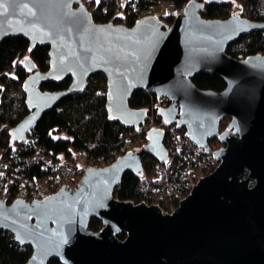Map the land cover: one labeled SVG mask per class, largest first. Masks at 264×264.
Returning a JSON list of instances; mask_svg holds the SVG:
<instances>
[{"label":"water","instance_id":"95a60500","mask_svg":"<svg viewBox=\"0 0 264 264\" xmlns=\"http://www.w3.org/2000/svg\"><path fill=\"white\" fill-rule=\"evenodd\" d=\"M191 0L172 23L149 14L133 25L96 22L84 0H3L0 43L24 36L31 46H49L50 68L38 69L32 58L24 65L29 113L9 129L11 146L23 143L44 113L103 73L108 82L111 120L139 127L146 108L131 107L138 89L172 100L159 113L184 127L200 146L209 139L224 144L214 151L219 164L200 176L172 211L159 203L134 202L114 189L130 170L141 174L143 159L167 162L169 151L161 127L149 140L104 166H88L74 186L28 201L8 203L0 197V229L33 247L25 264H264V54L237 58L227 46L241 35L264 30V20L240 12L206 18V2ZM200 72L217 73L221 91L199 88ZM71 77L68 87L43 90L48 80ZM229 118L225 129L221 120ZM93 216L102 229L89 228ZM125 232L124 238L117 233Z\"/></svg>","mask_w":264,"mask_h":264},{"label":"trees","instance_id":"16d2710c","mask_svg":"<svg viewBox=\"0 0 264 264\" xmlns=\"http://www.w3.org/2000/svg\"><path fill=\"white\" fill-rule=\"evenodd\" d=\"M164 1H171L175 9H180L191 0H138V5L154 13L157 5ZM241 4L240 13L250 19L264 20V0H237ZM84 3L92 10L96 22L105 23L114 21L133 25L135 23L134 12H128L126 16L113 17V10L104 12L102 9L104 0L97 4L92 0V5L84 0ZM234 13L232 0L219 3L206 2L201 14L206 18L222 19ZM166 22H173L174 14L160 15ZM227 52L237 58H246L252 54H264V30H255L241 35L227 46ZM32 58L39 70L47 71L50 68L49 46L37 44L30 45V41L24 36H10L0 43V149L7 155L17 151V159L24 166L20 175L23 178L38 179L55 175L58 170L55 166L60 161L69 160L74 150L85 148L91 157L103 160L107 164L112 162L121 151L129 134L133 138L137 135L142 139L149 137V131L153 127H160L163 118L155 116V124L150 125L147 120L140 127H128L120 121L111 120L107 109L108 82L103 73H97L89 78L88 86L79 92L72 93L62 99L53 109L44 113L30 136H37L31 143H19L11 146L9 129L18 124L28 113L26 104L27 91L25 82L31 71L25 67V58ZM192 80L202 89L221 91L226 87V81L217 73L200 72L194 74ZM71 77L61 81L48 80L41 84L43 90H60L69 86ZM157 101L155 93H148L144 89L136 90L129 100L131 107L146 108L149 118H152L154 102ZM154 117V116H153ZM226 119L228 121H226ZM229 118L221 120V129H225ZM174 128V129H172ZM166 140L171 137L173 131L186 135V129L166 126L164 129ZM222 143L218 137L209 139V144ZM168 162V161H167ZM158 160L152 155L143 159V172L141 174L126 171L120 183L115 187L114 194L122 200L134 202L154 200L148 194L156 189L166 190L169 164ZM174 165L179 162L177 156ZM187 162V161H186ZM159 202L164 211H172L177 207V202H168L164 199ZM101 218L93 216L89 228L98 231L102 229ZM117 235L124 238L126 233ZM33 253V247L22 244L15 239L12 232L0 229V264H25ZM48 264H62L58 258L50 259Z\"/></svg>","mask_w":264,"mask_h":264},{"label":"built area","instance_id":"2783aa9c","mask_svg":"<svg viewBox=\"0 0 264 264\" xmlns=\"http://www.w3.org/2000/svg\"><path fill=\"white\" fill-rule=\"evenodd\" d=\"M161 4L175 7V4L171 1H164L161 2ZM184 6L182 8H184ZM102 9L104 12H110L112 9V18H115L117 15L126 16L128 12H134L135 21L150 14L148 10L138 5V0H104ZM144 90L150 94L154 93L148 89ZM156 96L157 101L154 102L152 109V115L154 117L152 116L150 119L148 112L142 124L149 120V126L154 125L155 116L164 119L163 114L159 113L160 106L167 107L171 104L172 100L166 95L159 97L156 94ZM174 125L175 123H169L165 119L160 123V127L163 129L166 126L174 127ZM3 126H5V124L0 126V130ZM30 134L31 133L28 134L24 141L25 143H31L32 140L37 137L36 135L30 136ZM148 140L149 137L144 140L143 138L141 139L139 135L133 138L128 134L117 157L130 149H140ZM164 141L169 151V159L167 162L169 168L166 170L169 174V181L165 186V191L160 188L156 189L150 192L148 197L154 200L153 203H159L155 200L164 199L168 202H177L178 206L180 200L192 189L193 183H195L199 174L211 168L212 165L219 164V159L215 157L214 151L221 147V144L215 142L211 145L209 144V148L206 149L198 145L187 133L183 136L181 133L175 131L172 132L169 139L166 140L165 138ZM0 153L3 158L0 167V197L8 203L16 200L18 197H22L28 201H32L34 198H42L50 193L58 191L64 183L69 184L70 187H74L82 179L88 166L97 167L107 164L101 159L96 160L91 157L87 149L79 148L73 151L69 160L60 161V163L55 166V169L58 170L55 175L31 179L23 178L20 175L25 165L21 163L20 165L18 164L19 162H17L18 159L16 158L18 155L17 151H12L7 155L0 149ZM177 156L179 157V162L174 165L171 161Z\"/></svg>","mask_w":264,"mask_h":264},{"label":"rangeland","instance_id":"374dc122","mask_svg":"<svg viewBox=\"0 0 264 264\" xmlns=\"http://www.w3.org/2000/svg\"><path fill=\"white\" fill-rule=\"evenodd\" d=\"M95 2H96V0H95ZM232 2H233V5H234V13H236V12H240L241 11V4H240V2L239 1H237V0H232ZM87 3L90 5H92L93 3H92V0H87ZM155 11H154V13H152L153 15H156V16H159L160 18H161V16L160 15H169V14H174V16L176 17V15L177 14H179L182 10H183V8H180V9H175L174 7H172V6H170V5H165V4H159V5H157L156 7H155V9H154ZM166 22V21H165ZM167 23H172V22H167ZM226 121H228L227 119H226ZM215 143V142H214ZM224 144L223 143H221V146H223ZM2 162H3V158L1 157V153H0V167H1V165H2ZM219 163V162H218ZM217 165H212V167L211 168H209V169H207V170H205L204 172H202V173H200L199 174V176H198V178L196 179V181H195V183L197 182V180L199 179V177L200 176H203V175H206V174H208V173H210L212 170H214L215 169V167H216Z\"/></svg>","mask_w":264,"mask_h":264},{"label":"snow or ice","instance_id":"6c2138e0","mask_svg":"<svg viewBox=\"0 0 264 264\" xmlns=\"http://www.w3.org/2000/svg\"><path fill=\"white\" fill-rule=\"evenodd\" d=\"M96 3L99 4L100 0H96ZM0 12H7V8L3 5V0H0Z\"/></svg>","mask_w":264,"mask_h":264}]
</instances>
